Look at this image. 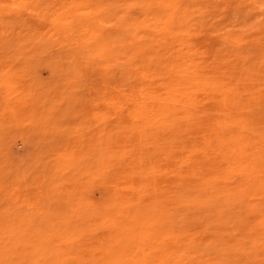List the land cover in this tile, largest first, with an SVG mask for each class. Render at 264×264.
Listing matches in <instances>:
<instances>
[{
	"label": "rangeland",
	"instance_id": "1",
	"mask_svg": "<svg viewBox=\"0 0 264 264\" xmlns=\"http://www.w3.org/2000/svg\"><path fill=\"white\" fill-rule=\"evenodd\" d=\"M73 1L103 8V19L110 15L113 3L119 17L128 11L133 22L141 24L143 18L153 23L156 16L165 22L173 16V24L162 35L145 27L140 29L141 36H129L131 50L122 57L138 72H131L133 80L150 68L158 85L167 83L175 74L163 67L177 63L174 32H183L190 48L180 52L178 64L192 62L206 77L205 91L198 84L190 89L199 116L154 124L152 135L137 132L127 115L108 111L103 121L97 118L94 103L101 87L95 71L50 63H0V229L4 230L0 241L13 240L15 232L9 229L26 223L78 224L91 211L105 209L112 193L118 200L123 185L137 184L146 196L156 231L167 228L174 236L164 241L173 263L185 253L191 264H262L248 230L254 225L249 218L260 202L246 178L250 170L231 169V162L222 159L228 151L219 156L212 140L235 135L240 147L255 151L251 160L264 143V0H171L176 7L178 3L174 12L161 0ZM73 1L62 3L68 6ZM182 11L191 16L187 21L177 20ZM52 12L32 23L48 28ZM142 36L164 47H138L133 41L140 42ZM58 55L54 52L53 57ZM110 77L119 81L123 73L117 71L105 79ZM156 91L164 93L158 87ZM211 120L229 126L215 131ZM108 154L114 156V164L105 162ZM242 155L239 150L237 158ZM100 159L101 177L97 173ZM112 186L118 187L117 192Z\"/></svg>",
	"mask_w": 264,
	"mask_h": 264
},
{
	"label": "bare ground",
	"instance_id": "2",
	"mask_svg": "<svg viewBox=\"0 0 264 264\" xmlns=\"http://www.w3.org/2000/svg\"><path fill=\"white\" fill-rule=\"evenodd\" d=\"M59 1L0 0V63L7 66H14L16 63L34 65L50 63L95 71L101 87L94 103L98 109L97 113L95 112L97 118L100 122L103 121L108 111L119 116L127 115L131 118V128L137 132L151 133L157 128L154 124H168L176 117L195 118L199 116L195 108L196 100L190 89L198 84L203 85L202 90L205 91L206 77L202 74L200 67L192 62L188 65H179L182 60L180 52L190 48L188 42L182 39L183 32H174V36L177 37L179 64L177 61L173 65H164L163 71H172L175 74L167 83L164 82L165 85L162 84L163 82L158 85L157 81L152 79L148 72L150 68L147 72L139 69L141 73L136 75L139 78L136 79L137 81L133 80L132 78L138 72H135L136 68L135 70L129 68L122 57L125 52L131 50L130 38L139 36L141 28H153L155 32H151L153 34L163 33L173 24L172 21L175 19L173 16L167 18L166 22L162 16H156L153 23L143 18L141 24L140 20L133 22L134 19L128 11H124V16L119 17L117 7L113 3L108 10L110 15L103 19L101 15L105 10L99 6L91 8L89 1L77 4L71 0L73 2L68 6L67 3L63 4L62 0ZM160 3L170 12L176 11L178 7V3L176 7L171 0H161ZM56 7H59V10L54 11ZM48 10L53 11L49 16L50 26L46 29L37 28L35 22L43 21ZM190 17L186 11H182V15L177 17V20L187 21ZM32 21L35 22L32 23ZM139 39L140 42L133 41L137 42L138 47L147 48L150 45L157 49L164 47L157 40H145L144 36ZM54 52L59 54L58 57H53ZM117 71L123 73L122 80L116 81L111 77L105 79L108 74H115ZM131 72H134V75ZM8 73L10 74V72L5 74ZM126 76L129 77L125 78ZM157 87L159 91L164 90V93H157ZM85 107L88 110V105ZM210 125L215 131H225L229 126L217 120H211ZM118 126L123 127L119 123ZM236 139L235 135H229L226 139L220 136L214 137L212 141L217 144L214 151L219 156L228 151L222 159L226 158L224 160L228 159L227 162H231V169H239L242 173H245L247 169L250 170L246 178L252 181L254 192L259 196L260 202L255 213H252L253 215L249 218L253 220L254 225L248 230L254 239L253 245L259 253L260 262L264 264V143L259 145L256 158L251 160L249 158L255 154V151L249 146L240 147ZM239 150L243 153L242 159L237 158ZM113 157L112 154H108L105 162L111 163L112 160L114 164ZM102 162L101 159L98 162L99 177L103 175L101 173ZM242 173L239 175L243 176ZM121 182V184L125 183L122 180ZM112 188L117 192V186H112ZM120 192L118 200L112 193L105 209L98 208L95 212L91 211L87 217L73 226L41 222L37 225L26 223L10 228L9 230L15 232L13 236H16L13 240L0 241V264H191L190 258L185 253H182L178 263L172 262L164 241L174 239V236L167 231V228L156 231L150 206L148 207L146 203V196L142 194V191L140 193L137 190V184L123 185ZM3 233L4 230L0 229V234ZM161 238L162 241H159Z\"/></svg>",
	"mask_w": 264,
	"mask_h": 264
}]
</instances>
